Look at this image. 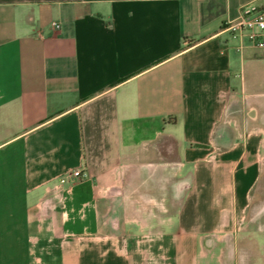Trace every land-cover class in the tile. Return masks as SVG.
I'll list each match as a JSON object with an SVG mask.
<instances>
[{
  "label": "crops",
  "instance_id": "obj_1",
  "mask_svg": "<svg viewBox=\"0 0 264 264\" xmlns=\"http://www.w3.org/2000/svg\"><path fill=\"white\" fill-rule=\"evenodd\" d=\"M245 8L264 0H0V264H264Z\"/></svg>",
  "mask_w": 264,
  "mask_h": 264
},
{
  "label": "built area",
  "instance_id": "obj_2",
  "mask_svg": "<svg viewBox=\"0 0 264 264\" xmlns=\"http://www.w3.org/2000/svg\"><path fill=\"white\" fill-rule=\"evenodd\" d=\"M58 28V25H54ZM233 35L245 37L254 47L264 51V9L256 10L245 8L235 22L228 25ZM84 169H75L66 177L59 180L60 184H67L71 181H80L86 178Z\"/></svg>",
  "mask_w": 264,
  "mask_h": 264
}]
</instances>
